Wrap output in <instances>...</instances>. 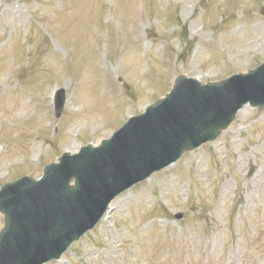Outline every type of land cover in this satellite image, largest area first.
Listing matches in <instances>:
<instances>
[{
  "label": "rangeland",
  "instance_id": "1",
  "mask_svg": "<svg viewBox=\"0 0 264 264\" xmlns=\"http://www.w3.org/2000/svg\"><path fill=\"white\" fill-rule=\"evenodd\" d=\"M262 1L48 0L44 5V0H0V118L5 117L4 121L0 119V138L8 142V153L2 148L0 156V176L6 177L10 172L13 175L8 180L21 173L9 166L10 161L16 157L15 161H20L23 149L28 155L43 140L39 136L30 139L31 125L46 131L47 123L48 133L57 136L55 127L52 131L54 122L45 115L33 114L24 94L21 96L25 87L39 92L48 71L35 75L36 80L14 81L6 76L10 61L7 50L22 55L29 46L35 20L43 21L44 28L51 32V56L62 55L53 68L64 77L60 78L62 85L68 83L65 71L71 72L75 65L69 61L71 54L75 56L74 45L80 46L83 57L94 48L98 61L108 54L114 65L112 77L105 79L106 99L102 98V74L92 68L94 83L90 97L84 96V100L95 105L90 108L77 104L75 97L70 101V111L59 122L64 126L55 138L63 145L72 140L68 134L74 137L82 131L86 138L91 133L107 134L111 126L106 117L112 115L118 103L114 94L113 104L107 101L116 75L122 76L132 93L125 94L118 85L123 110L133 99L129 108L132 111L127 110L125 116L161 94L151 86L142 87L148 80L141 73L150 71L145 67L146 58L152 67L166 72L165 81L180 72L203 81L217 80L259 63L264 59V18L259 14ZM65 9L68 12L63 13ZM174 12L176 20L172 19ZM54 13L59 20L52 19ZM152 18L157 21L152 29L166 34L169 41L153 45L148 42L143 30ZM30 20L33 21L29 24ZM178 21L197 36L192 56L182 53V43L177 38L181 31ZM258 33L260 36L256 37ZM120 44H124L123 51ZM121 57L123 62L115 65ZM86 71H81L83 79L88 78ZM157 83V87L163 86ZM89 91L81 88L79 94L89 95ZM103 111L105 118H98ZM19 112H26V116L19 117ZM71 122L81 130L71 131ZM16 133L23 143L18 139V144L12 145L9 139ZM14 146H18L15 154ZM32 167L24 166L22 172L33 175L36 168ZM162 207L170 213L182 211V218L160 215L165 213L159 211ZM71 247L61 260L45 264H78L80 251L88 264H264V108L251 110L245 106L215 142L186 153L176 167L120 195L97 231Z\"/></svg>",
  "mask_w": 264,
  "mask_h": 264
},
{
  "label": "water",
  "instance_id": "2",
  "mask_svg": "<svg viewBox=\"0 0 264 264\" xmlns=\"http://www.w3.org/2000/svg\"><path fill=\"white\" fill-rule=\"evenodd\" d=\"M204 107L205 106H202V109H204ZM208 107H211V106H208ZM231 117H232V114L231 115H228L227 116V119H223L222 120V123L221 122H216V123H213V124H211L212 126H214V127H216V126H218V125H221V126H224V125H226L227 123H228V121L231 119ZM197 119H199V118H197ZM217 120H220V119H216V120H213V121H217ZM214 130H216V129H214ZM217 132V131H216ZM1 241H2V239H1V235H0V244H1Z\"/></svg>",
  "mask_w": 264,
  "mask_h": 264
}]
</instances>
